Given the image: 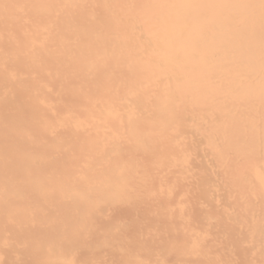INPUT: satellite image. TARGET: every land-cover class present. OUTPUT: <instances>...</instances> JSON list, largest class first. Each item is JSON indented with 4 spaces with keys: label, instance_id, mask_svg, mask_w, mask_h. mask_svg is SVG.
<instances>
[{
    "label": "bare ground",
    "instance_id": "obj_1",
    "mask_svg": "<svg viewBox=\"0 0 264 264\" xmlns=\"http://www.w3.org/2000/svg\"><path fill=\"white\" fill-rule=\"evenodd\" d=\"M0 264H264V0H0Z\"/></svg>",
    "mask_w": 264,
    "mask_h": 264
}]
</instances>
